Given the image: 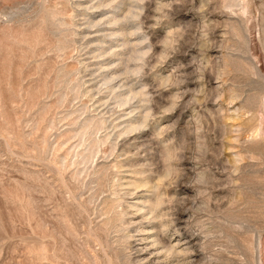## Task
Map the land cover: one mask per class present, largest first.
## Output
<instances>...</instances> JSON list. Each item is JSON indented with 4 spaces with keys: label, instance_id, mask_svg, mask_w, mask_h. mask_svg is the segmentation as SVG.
I'll return each mask as SVG.
<instances>
[{
    "label": "rangeland",
    "instance_id": "374dc122",
    "mask_svg": "<svg viewBox=\"0 0 264 264\" xmlns=\"http://www.w3.org/2000/svg\"><path fill=\"white\" fill-rule=\"evenodd\" d=\"M0 264H264V0H0Z\"/></svg>",
    "mask_w": 264,
    "mask_h": 264
}]
</instances>
